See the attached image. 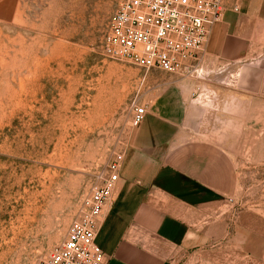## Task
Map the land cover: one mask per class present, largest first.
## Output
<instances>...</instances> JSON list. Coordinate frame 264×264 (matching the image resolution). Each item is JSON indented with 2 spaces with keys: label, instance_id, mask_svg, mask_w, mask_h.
<instances>
[{
  "label": "rangeland",
  "instance_id": "1",
  "mask_svg": "<svg viewBox=\"0 0 264 264\" xmlns=\"http://www.w3.org/2000/svg\"><path fill=\"white\" fill-rule=\"evenodd\" d=\"M120 1L1 5L0 264H35L65 240L83 196L128 149L135 107L168 79L104 55ZM202 56L194 74L211 68ZM262 126L239 151L236 194L192 211L193 242L173 250L181 264H264V114Z\"/></svg>",
  "mask_w": 264,
  "mask_h": 264
},
{
  "label": "crops",
  "instance_id": "2",
  "mask_svg": "<svg viewBox=\"0 0 264 264\" xmlns=\"http://www.w3.org/2000/svg\"><path fill=\"white\" fill-rule=\"evenodd\" d=\"M227 2L201 54L209 72L167 73L133 131L99 223L105 264H181L173 250L193 242L192 211L220 207L240 187L239 151L262 135L264 0Z\"/></svg>",
  "mask_w": 264,
  "mask_h": 264
},
{
  "label": "built area",
  "instance_id": "3",
  "mask_svg": "<svg viewBox=\"0 0 264 264\" xmlns=\"http://www.w3.org/2000/svg\"><path fill=\"white\" fill-rule=\"evenodd\" d=\"M227 8V0H121L104 38L103 53L146 71L193 75L213 26ZM233 8L239 10L238 3ZM147 107H135V126L144 121ZM123 161L124 153L116 154L99 183L83 196L65 240L35 264H105L97 242L99 223L113 198Z\"/></svg>",
  "mask_w": 264,
  "mask_h": 264
}]
</instances>
